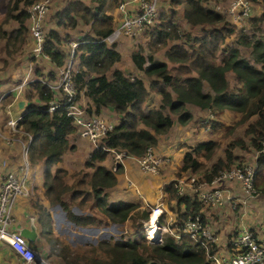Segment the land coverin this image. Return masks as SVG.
I'll return each mask as SVG.
<instances>
[{
    "label": "trees",
    "instance_id": "obj_1",
    "mask_svg": "<svg viewBox=\"0 0 264 264\" xmlns=\"http://www.w3.org/2000/svg\"><path fill=\"white\" fill-rule=\"evenodd\" d=\"M36 1L9 0L4 19L12 18L18 23L10 32L2 30L0 25V38L5 39V51L9 56L26 42L27 8ZM120 1L90 0L92 5L89 6L82 0H70L63 10L46 17V20L49 17L55 19L58 29L46 31L42 53L57 67L63 66L68 59L69 50L66 52L60 46L68 44L72 37L69 31L75 30L78 22L88 25L87 33L75 40L79 42L75 55L78 65L73 73L77 99L81 94L89 98L88 114L98 115L103 107H108L121 116L119 123L98 139L97 147L86 159L84 168L74 175L71 184L67 182L66 169L57 167L51 171V166L60 162L64 152L72 148L67 137L75 131L72 118L63 107L51 113L46 110L54 95L38 78L47 76L51 80L52 72L45 75L38 66L35 67L37 79L28 85L25 97L30 103L20 120L22 128L31 134L30 161L44 160L43 185L49 205H60L66 218L77 226L108 225L109 222L118 226L131 219L132 227H137L140 225L136 223L137 216H142L145 221L149 219V210L139 203L108 200L107 189L115 186L116 173L121 168L113 171L101 162L111 150L142 156L148 147L157 145L159 137L175 122L185 125L192 120V114L186 108L188 105L212 113L216 118H210L212 130L224 126L227 130L234 129L235 123L227 126L229 124L219 118L226 109L240 114L238 122L246 125L242 136L228 141L223 155L210 165L200 158L210 160L218 142L203 140L189 147L175 176L199 173L210 182L221 171L244 163L243 155L234 154V149H251V153H257L255 178L264 177V39L237 30L223 13L204 5L203 0H170L173 8L159 10L156 23L144 33L145 48L138 47L131 55L136 70L148 79L145 84L142 77L115 66L120 61V53L114 44L104 40L114 28L107 10L118 6ZM261 2L264 4V0ZM175 8H180V16L189 30H182ZM260 18L264 19V11ZM43 27L45 32V23ZM195 28L201 30L197 35L192 32ZM235 33L236 39L229 41ZM240 45L250 47L251 60L240 55ZM161 52L166 59L158 58ZM228 73L233 75L234 87L227 79ZM150 93L157 94L161 103L159 107L146 110ZM33 95L42 103L32 102ZM171 115L176 116V121ZM203 125L207 126V123ZM165 191L168 192V204L175 201L177 205H184L183 212L178 210L177 223L188 211L200 210L199 202L190 196L174 193L173 181L165 186ZM75 205L80 209L79 213L72 211L71 207ZM36 208L41 235L50 237L51 214L40 204H36ZM56 241L49 238L50 252L63 264H213L204 248L184 235L176 240L164 233L160 242H151L144 237L136 240L124 235L115 239L110 236L98 241L92 249L95 256L89 257L74 253L67 245L61 246Z\"/></svg>",
    "mask_w": 264,
    "mask_h": 264
},
{
    "label": "crops",
    "instance_id": "obj_2",
    "mask_svg": "<svg viewBox=\"0 0 264 264\" xmlns=\"http://www.w3.org/2000/svg\"><path fill=\"white\" fill-rule=\"evenodd\" d=\"M69 1L70 0H66V3H62L60 0H58L60 6L57 8H54V5L51 3L47 16L50 13L54 14L59 10H63L67 6ZM82 1H84L89 6L92 5L90 0ZM254 3H258V1ZM8 4L9 0H0V25L2 30L10 32L17 28L18 23L12 18H9L7 20L4 19ZM168 4V9H171L172 6L170 5V3ZM107 13L111 15L114 28L117 27L123 18V13L119 9V7L116 6L115 8H109L107 10ZM256 15L258 16L259 14ZM29 24L30 20L27 19V27L29 26ZM45 27L46 28L44 36L47 30L53 28L56 30L58 29L55 19H50L48 22L46 20ZM61 30L63 32L65 31L64 29ZM88 30V25H84L78 22L75 30L69 31L72 36L70 40H76V38L80 37L84 33H87ZM28 33L26 36V42L23 44V46L30 41V51L32 55L26 56L27 53H25L24 55H21L24 56L22 57V60L12 61L11 70L9 71L4 68L6 64V61L4 59H2L3 64H0V176L8 171L19 173V168L23 164V162H28L29 169L26 174L27 180L25 182L27 193L17 198L11 214L14 218L13 228L30 229L31 227H33L35 229L37 238L34 241H31L29 239L28 241L31 245L39 250V248L41 247L45 249L46 244L42 242L43 237L41 235V227L38 223V210L36 208V204L42 205L48 211L50 210L49 212L51 214V217L53 216V213H51L52 206L49 205L48 200L46 199L45 188L43 185L45 171L44 160L38 159L36 162L30 161L28 153L25 152L26 147L29 148L30 146V135L22 128V126L20 125V120L30 103L28 98L25 97V94L28 91L29 83H31L36 77L35 67L38 66L41 69L42 73H44L45 75H47L49 72H52L53 79L57 77L59 67L52 63L48 57L34 56V54L32 53L33 51L31 50V48H33V38L29 32V29ZM73 34H75L76 36L73 37ZM236 35L237 33L231 35L228 40L234 41L236 39ZM138 38H143L146 40L144 34L141 33L133 38L120 35L113 43H110L114 44V46L118 43L121 44L120 47L115 46L116 50L120 53L121 56L120 61L115 66L122 69L123 71L131 73L133 76H137V74H140V72L136 70L134 64L132 63V60L127 61L128 63H125L126 66L121 65V61L124 58V54H132L134 50L132 41ZM2 41L4 42L2 46H0V49L6 58V56L8 57L9 55L5 51V39L0 38V45ZM123 46L124 51L122 49H119ZM241 46L242 45H240L239 47ZM22 47H20L16 52H19ZM60 47L66 52L69 50L68 44ZM158 58H161L162 60L166 59L163 55V52L162 57H159L158 55ZM39 59L42 61L39 62ZM128 64L131 66V69L127 67ZM77 65L78 59L75 58L74 66ZM229 75L230 73L227 74V79L230 82V79L228 78ZM144 82L145 84H147L145 80ZM21 100L24 101L22 107L17 105V102ZM78 100L79 104L86 110L87 106L90 103L89 98L81 94ZM32 102L39 104L42 103L37 99L35 95H33L32 97ZM160 103L161 102L159 96L155 93H150V97L145 106V109L149 110L152 107H159ZM186 108L191 112L192 120L185 125H181L175 122L167 133L159 137L157 145L153 148L154 153L164 159V162L160 166L158 173L154 174L150 172H144L138 165L137 157L128 155L126 157H123L118 163V168L121 169L116 173L117 182L115 186L107 189L108 200L110 202H115L116 200L136 202L139 203L142 208L143 203H145L144 206L148 207L152 205L160 206V208L162 209V214L158 217L159 225L161 227H169L171 228V231L175 233L178 232L176 226L180 223H177L176 221L178 210L179 212H183L184 205L182 203L180 205H177L175 201H171L170 206L174 209H168V192L165 191V186L175 180V174L177 168L182 163L184 152L187 151L189 147L194 146L196 143L203 140H208V136H210L211 133L213 134L215 133V131H217L203 125L204 120L206 119H216L212 116V113H210V111L199 109L198 107L193 105H188L186 106ZM228 112L233 114L236 113L226 109L219 115L220 120L224 119L223 117ZM98 115L102 116L107 122L112 123L114 126L119 123V120L121 118L118 113L114 112L108 107H103ZM171 116L173 118V115ZM10 119H19L18 125L15 127L9 126L8 121ZM174 121L176 120L174 119ZM67 138L69 145L72 146V148L69 147L64 152L60 162L51 166V171L53 172L57 167L66 169L68 171L67 182L71 184L73 182V179L75 178L74 175L84 168V163L90 156V153L94 147L89 140L80 137L76 131L68 134ZM115 159V153L111 150L107 154L106 158L101 162V164L105 165V167H107L108 169H112ZM134 163L138 165L141 172L150 173L154 177L153 180L151 179L148 181L152 189H143V192L149 195L150 198L152 197L153 193L158 192L157 196L153 198V201L151 202L148 196L140 194L141 191L139 189L136 188V190H132L131 187H129V189L126 187L129 185H133V180L128 176V167L131 168ZM70 165L73 168H70ZM69 175L71 176V179H69ZM256 202H258V205H256L255 208L248 205V203L242 204L240 208L232 207L230 204L226 203L220 207L210 208L212 210V213H210L209 211H207V213H203L206 222L210 224L217 237L215 250H217L223 256H227L233 252V246L230 242V236L237 230L250 229L257 231L260 235H264V200H257ZM53 228L55 229L54 226ZM75 228L77 229V227ZM158 231H160V229ZM143 235L140 232L139 239L143 237ZM44 253L47 254V252ZM0 264H20L18 257L6 243L0 244Z\"/></svg>",
    "mask_w": 264,
    "mask_h": 264
},
{
    "label": "built area",
    "instance_id": "obj_3",
    "mask_svg": "<svg viewBox=\"0 0 264 264\" xmlns=\"http://www.w3.org/2000/svg\"><path fill=\"white\" fill-rule=\"evenodd\" d=\"M53 0H37L27 8L29 32L33 38V54L35 57L44 56L42 53L44 44L43 23ZM159 0H125L120 1L118 7L123 13L120 24L104 39L108 43H113L120 35L135 37L145 33L156 23L159 15ZM252 0H230L227 8L226 18L228 23L245 32L244 23L251 17ZM225 16V15H224ZM69 56L65 64L59 67L57 77L54 80L47 78L39 79L46 83L54 97L47 103V111L53 112L59 107H63L67 115L72 118L77 134L89 140L93 147H97V141L114 125L107 122L102 116L88 114L84 107L79 104L77 90L73 83V73L75 71L74 59L76 47L79 42L69 40ZM210 128V120L204 123ZM19 119H10L8 125L17 126ZM28 133V132H27ZM29 134V133H28ZM31 142V134H29ZM113 151V150H112ZM25 152L28 153V147ZM115 162L112 170L118 168V163L123 157L128 156L124 152L113 151ZM130 156V155H129ZM137 162L144 172L158 173L164 159L156 155L152 147H148L145 153L137 157ZM257 166L242 163L221 171L210 182L204 179L198 180L195 177H180L173 181L174 193L178 196H190L187 190L192 191L190 196L199 202L201 206L198 212L188 211L186 217L176 226L178 232H172L169 227H159L160 233H168L176 240H180L182 235L187 236L200 244L206 252V256L213 264H264V235H260L255 230L239 229L230 236L233 252L223 256L217 250H213L216 243V234L209 223L204 218V212L208 208L220 207L228 202L246 204V200L255 196L254 182ZM29 164L24 161L19 168V173L8 171L0 176V244L6 243L18 257L20 264H54L47 254L39 252L28 239L17 230L13 229L14 218L11 211L17 198L27 193L25 182ZM236 187L240 194L236 193ZM150 208V206H149ZM162 214L160 206L155 205L150 208L151 221L158 223V217ZM264 230V227H263ZM151 230L145 228V236L160 242L162 237L155 234L150 236Z\"/></svg>",
    "mask_w": 264,
    "mask_h": 264
},
{
    "label": "rangeland",
    "instance_id": "obj_4",
    "mask_svg": "<svg viewBox=\"0 0 264 264\" xmlns=\"http://www.w3.org/2000/svg\"><path fill=\"white\" fill-rule=\"evenodd\" d=\"M60 1L62 3H66V0H60ZM122 1H125V0H122ZM229 1L230 0H221V1H217V0H203V4L208 6V7H211L213 9H215L216 11H218L220 13H223V15H225V18L229 19L227 17V15H226V8H227V5H228ZM256 1H258V3H254ZM168 3H170V0H159V5H158L159 10L160 11L168 10V6H169ZM52 4L54 5V8H57V7L60 6L58 0H53ZM252 4H253V9H252V12H251V16L252 17L247 18L245 20L246 21L244 23L245 32H243V33H245L247 35H252L253 34L256 37L264 39V19L260 18V16L263 14V11H264V4L261 2V0H252ZM179 9L180 8H177V9L175 8V11L177 10L176 11L177 18H178V20L180 22V26H181L182 30L187 31L190 28L187 26L185 21L180 16V13L178 11ZM47 14H48V12H47ZM47 14L45 16V20H46ZM256 14H259V15L257 16ZM50 19L51 18L49 17L47 19V22ZM45 20H44V23H45ZM43 29H44V27H43ZM236 29L238 30L239 28L236 26ZM192 32H193V34L197 35V34H199L201 32V30H200V28H195V29L192 30ZM74 36H76V35L73 34V37ZM29 37H30V35H29ZM3 42L4 41L1 42L0 46H2ZM132 43H133V49H134L132 53H134L137 50L136 49L137 46L138 47L143 46L145 48V45H146V42H145V40L143 38H138L136 40H133ZM115 46L120 47L121 44L118 43ZM30 47H31V44H30V41H29L27 44H25L20 49L19 52L12 53L13 54L12 56H8V57L6 56V58H5L4 54L1 52V49H0V64H3L2 59H4L6 61V64H5L4 68H6L8 71L11 70L12 61L22 60V57H24V56H21V55H24L25 53H27L26 56L32 55L31 51H30ZM119 49L123 50L124 46L119 48ZM31 50H33V49L31 48ZM239 50H240V55L242 57H244V58H246L248 60H251L250 48H248L246 46H241V47H239ZM145 51L147 52L146 49H145ZM131 55L130 54H124V58L121 61V65L126 66L125 63L127 61H131ZM159 57H162V52L159 54ZM41 61L42 60L39 59V62H41ZM32 67H33V64H32ZM127 67H129V69H131V66L129 64L127 65ZM135 74H137V73H135ZM137 76L142 77L146 82L148 81V79L146 77H144V76H142L140 74H137ZM232 77H233L232 74H230L228 76V78L230 79V85L232 87H234V84L236 85V82H235V80ZM223 118L224 119H222V121L224 122V124H229L227 126H231V125H233L235 123L234 129L230 128L229 130H227L226 126H224V128L220 127L219 129H217V131H215V133H213V134L211 133V135L208 136V140H213V141L218 142V146L215 149V151L213 153V156H212V158L210 160L205 159L204 157L200 158V160L205 162L207 165H210L219 156L223 155L224 149L226 148V145H227L228 141H230V140H232L234 138H240L242 136V134H243V129H244L246 123H239L238 122L240 120V118H241L240 114H238V113H234L233 114V113H229L228 112ZM174 119H175V116H174ZM229 131H230V134H228ZM246 140H248V138H246L245 141ZM247 144H249L248 141H247ZM233 152H234V154L237 153V154L243 155V157H244L243 162L245 164L256 166L255 155L257 153H255V152L251 153V149L250 150H245V151L244 150H239V149H234ZM70 168H73V167L70 165ZM198 174H185V175H182V176H176L175 180L176 179H180V177H187L186 180L188 178H191V177H195L198 180L203 179V178L200 177V174L199 175ZM128 176H129V178H131L133 180V185H129V186H126V187L128 189H129V187H131L132 190H136V188L139 189L141 191V193H140L141 195L142 194L146 195V196H148L150 202L153 201V198H155L157 196L158 192L153 193L151 198H150L149 195H147V194H145L143 192L144 188L152 189V187H151V185L149 184L148 181L151 180V179L153 180V178H154L153 175L150 174V173L141 172V170H139L138 165H136L134 163V165L131 168L128 167ZM70 177L71 176L69 175V179H71ZM234 189L236 190L237 194H240V196H242L241 192L236 187H234ZM254 189H255V196L251 197L250 199L246 200L245 202H246V204L248 203V205H250L251 207L255 208L256 205H258V202H256L257 200H264V196H263L264 195V177H263V175L257 176L255 178ZM187 193L190 196L192 195V191H190L189 189L187 190L186 194ZM144 204L145 203H143V209L149 210V212H150V208L155 206V205H152L149 208L148 206H144ZM228 204H230L232 207H236V208L237 207L240 208L242 206V204H239V203L228 202ZM73 207L78 208L76 205L73 206ZM73 207H71V208H73ZM168 207H169L168 209H171L170 203L168 204ZM78 210H80V209H78ZM53 211H54V209H51V213ZM207 211L212 213V210L210 208H208ZM176 218H178V215H177ZM148 221L149 220H147V221L143 220L142 216H137L136 217V223L140 224L139 226H137V227L133 226L132 227V220L128 219L122 225L121 224H119L118 226L116 225V228H108L106 232L109 233V235L112 236V238H114V239L115 238H119L121 235H124L126 238H132V239L138 240L139 236H140V232L142 233V235L144 234V232H145L144 227L146 226ZM62 222L63 223L61 224V226L67 227V223L65 221H62ZM111 223H113V222H109L108 225L100 224V225H91V226H89V227H99L100 228V231L98 233H96V234L88 233V234H90L89 235L90 238L91 239L99 238V235L103 231L102 227L109 226ZM53 226L54 225H52V230H51L50 237L42 236L43 237L42 242L46 244L45 245V249H43L42 247L39 248V250L37 249L39 252H41L43 254H46L44 252H47V255L50 258V260L52 261V263H54V264H63L61 259H59V258L55 257L53 254H51V252H50V244L48 243L49 238L53 239V240L57 239V241H56L57 244H59L61 246H62V244L67 245L69 247L70 251H71V249L73 251H75L74 253L82 254V255H84L86 257H89L90 255H94L95 256V253L93 254L92 249L96 248V245L98 244L97 242L98 241L100 242L101 240H98L95 243H93V241H86V242H83V244H80V242H75L74 245H73L69 241L70 235H68V233L57 232L53 228ZM73 228L74 227L72 225H71L70 229L68 227L69 230H73ZM74 229H76V228H74ZM157 235L161 237L164 234L161 235L160 231H158ZM71 237L73 239L75 238L72 235H71ZM102 240H104V239H102ZM96 254L100 255L101 253L100 252H96Z\"/></svg>",
    "mask_w": 264,
    "mask_h": 264
},
{
    "label": "water",
    "instance_id": "obj_5",
    "mask_svg": "<svg viewBox=\"0 0 264 264\" xmlns=\"http://www.w3.org/2000/svg\"><path fill=\"white\" fill-rule=\"evenodd\" d=\"M24 101L21 100L19 102H17L18 106L23 105ZM52 209H54L53 213V221H54V227L55 230L57 232L60 233H68V235H70L69 241L74 245L75 242H80V244H83V242L86 241H93V243L97 242L98 240L101 239H108L110 237L109 233H107V229L108 228H116V224L115 223H111L109 226H105L103 227V231L102 233L99 235V238H90V234L88 233H98L100 231L99 227H87V226H77L75 225L73 222H71L70 220H68L66 218V214L65 212L62 210V208L60 207V205L56 204L54 206H52ZM58 210V211H57ZM56 211V212H55ZM72 211L74 213H79L78 208L73 207ZM62 221H65L67 223V227L61 226V224L63 223ZM71 225L75 228L77 227V229L75 230L73 228V230H69ZM69 227V229H68ZM16 229L19 233H21L24 237H26L27 239L34 241L37 237L36 231L33 227H31L30 229H17V228H13ZM72 236H74L75 238L73 239Z\"/></svg>",
    "mask_w": 264,
    "mask_h": 264
},
{
    "label": "clouds",
    "instance_id": "obj_6",
    "mask_svg": "<svg viewBox=\"0 0 264 264\" xmlns=\"http://www.w3.org/2000/svg\"><path fill=\"white\" fill-rule=\"evenodd\" d=\"M74 61H75V59H74ZM44 78H47V76H45ZM35 79H37V77H35ZM34 79V80H35ZM40 78H38V80H39ZM41 79H43V78H41ZM49 80V79H48ZM51 80H54V79H51ZM41 81V80H40ZM42 82V81H41ZM151 223H154L153 221H151L152 219H151V217H150V212H149V219H148ZM148 224V223H147ZM155 225H156V228H159V227H161L160 225H159V222L158 223H154ZM89 227V226H88ZM145 228L148 230V226H146V227H144V230H145ZM150 231V230H149ZM158 233V232H157ZM156 233V234H157ZM162 234H164V233H162ZM161 234V235H162ZM143 237L145 238V239H147L148 241H151V242H157V241H155L154 239H149V238H147L146 236H145V232H144V235H143ZM162 237V236H161ZM27 239V238H26Z\"/></svg>",
    "mask_w": 264,
    "mask_h": 264
},
{
    "label": "bare ground",
    "instance_id": "obj_7",
    "mask_svg": "<svg viewBox=\"0 0 264 264\" xmlns=\"http://www.w3.org/2000/svg\"><path fill=\"white\" fill-rule=\"evenodd\" d=\"M147 226H148V230H151V232L148 233V234H150V236L151 235L155 236V234L157 233L156 225L154 223H151L150 221H148Z\"/></svg>",
    "mask_w": 264,
    "mask_h": 264
}]
</instances>
